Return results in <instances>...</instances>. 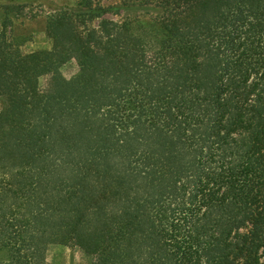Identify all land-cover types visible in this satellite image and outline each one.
<instances>
[{
  "label": "trees",
  "instance_id": "16d2710c",
  "mask_svg": "<svg viewBox=\"0 0 264 264\" xmlns=\"http://www.w3.org/2000/svg\"><path fill=\"white\" fill-rule=\"evenodd\" d=\"M80 4L49 18L51 49L0 37L2 264H47L51 245L264 264V0H123L161 12L155 51Z\"/></svg>",
  "mask_w": 264,
  "mask_h": 264
},
{
  "label": "rangeland",
  "instance_id": "374dc122",
  "mask_svg": "<svg viewBox=\"0 0 264 264\" xmlns=\"http://www.w3.org/2000/svg\"><path fill=\"white\" fill-rule=\"evenodd\" d=\"M80 1L0 0V37H6L14 47L21 44V50L26 53L51 49L52 41L47 35L49 18L59 8L62 11H65V8L81 9ZM100 3L103 6L113 7L102 16V18L111 21L112 25L101 23L102 18H97L86 23L87 26L98 27L97 31L100 34L103 30L102 24H105L104 27L112 29L115 37H137L145 43V48L148 51H155L158 41L163 37V32L157 21L161 13L158 9L149 6H124L123 0H100ZM61 69L64 75L69 77L77 71V65L73 60ZM8 255L6 249L0 250V264L6 261ZM45 259L47 264H90L87 256L77 248L61 245H51L45 254Z\"/></svg>",
  "mask_w": 264,
  "mask_h": 264
}]
</instances>
